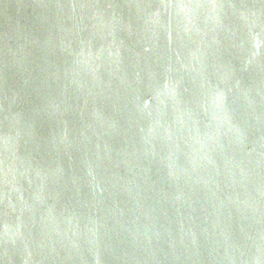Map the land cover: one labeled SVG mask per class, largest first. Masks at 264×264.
I'll use <instances>...</instances> for the list:
<instances>
[{"label": "water", "instance_id": "1", "mask_svg": "<svg viewBox=\"0 0 264 264\" xmlns=\"http://www.w3.org/2000/svg\"><path fill=\"white\" fill-rule=\"evenodd\" d=\"M0 264H264V0H0Z\"/></svg>", "mask_w": 264, "mask_h": 264}]
</instances>
